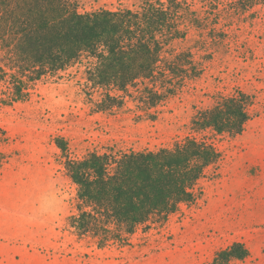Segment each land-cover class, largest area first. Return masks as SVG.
Instances as JSON below:
<instances>
[{
    "label": "rangeland",
    "instance_id": "374dc122",
    "mask_svg": "<svg viewBox=\"0 0 264 264\" xmlns=\"http://www.w3.org/2000/svg\"><path fill=\"white\" fill-rule=\"evenodd\" d=\"M210 17L209 27L189 29L177 46L190 48L203 74L190 80L150 118L127 100L118 109L95 107L86 62L60 77L38 80L27 100L2 102L0 82V264H211L216 250L243 241L250 254L233 264H264V0L251 7L233 0H187ZM143 0H80V10L138 9ZM211 2V4L209 3ZM229 17H225V16ZM206 39L210 46L201 47ZM242 89L253 96L251 118L235 136L204 132L221 151L219 173L201 181L202 194L162 223L140 228L131 244L100 247L68 227L77 187L56 144L63 138L71 157L115 149H158L191 134L196 108L214 93Z\"/></svg>",
    "mask_w": 264,
    "mask_h": 264
},
{
    "label": "trees",
    "instance_id": "16d2710c",
    "mask_svg": "<svg viewBox=\"0 0 264 264\" xmlns=\"http://www.w3.org/2000/svg\"><path fill=\"white\" fill-rule=\"evenodd\" d=\"M233 3L245 8L255 1ZM80 7V0H0L3 103L27 100L38 80L60 77L85 60L86 93H97L98 110L112 111L131 100L155 118L158 107L205 69L177 41L191 27H209V34L222 35L211 26L213 4L203 13L187 0H143L138 9ZM214 14L216 19L221 15ZM201 44L210 46L206 39ZM252 105L253 96L242 89L218 91L210 105L196 108L191 134L155 150L111 147L74 158L66 141L56 138L77 187L76 211L68 216V227L100 247L125 246L138 229L162 223L183 204L195 203L203 191L201 181L218 175L222 160L221 151L203 133L241 134ZM6 160L0 149V168ZM249 254L248 246L236 240L216 250L211 264H233Z\"/></svg>",
    "mask_w": 264,
    "mask_h": 264
}]
</instances>
